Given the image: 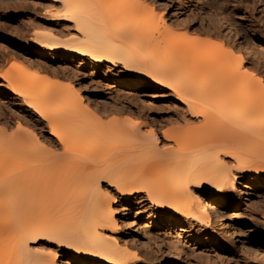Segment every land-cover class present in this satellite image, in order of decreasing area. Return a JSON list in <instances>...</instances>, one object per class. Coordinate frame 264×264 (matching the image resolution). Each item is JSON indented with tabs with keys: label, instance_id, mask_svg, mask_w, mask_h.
Instances as JSON below:
<instances>
[{
	"label": "bare ground",
	"instance_id": "6f19581e",
	"mask_svg": "<svg viewBox=\"0 0 264 264\" xmlns=\"http://www.w3.org/2000/svg\"><path fill=\"white\" fill-rule=\"evenodd\" d=\"M49 6L47 27L31 24L32 43L46 60L61 52L76 65L63 66L61 79L14 62L0 73L31 117L0 124V264H57L48 247L87 264H174L176 243L137 218L145 203L189 228L179 231L224 236L222 208L241 206V189L264 182V86L242 78L264 62V45L253 51L222 18L205 16L199 29L179 12L172 21L163 0ZM118 66L129 94L104 97L127 106L104 120L77 82ZM237 174H248L243 184ZM120 225L129 240L115 236Z\"/></svg>",
	"mask_w": 264,
	"mask_h": 264
},
{
	"label": "rangeland",
	"instance_id": "374dc122",
	"mask_svg": "<svg viewBox=\"0 0 264 264\" xmlns=\"http://www.w3.org/2000/svg\"><path fill=\"white\" fill-rule=\"evenodd\" d=\"M163 2L170 11L172 21L177 20L173 18V14L179 12L182 17L190 21V27L199 29L204 23L205 16L222 18L237 29L242 41L252 46L253 51H263L264 0H163ZM52 9L49 6V0H0V73L14 62L27 75L40 74L39 76L43 77V72L41 73L37 68H45L59 75L61 79L63 66L76 65L74 61L63 60L64 56L61 52L54 55L51 60H46L43 49L32 43L31 24L38 22L47 27L49 20L44 16ZM260 55L264 56L262 53ZM258 64L255 70H247L242 78L254 82L260 81L264 86V62L258 61ZM82 70L89 73L87 66H82ZM122 73L123 70L118 66L112 68L106 78L96 74L93 78L86 77V80L82 78L77 82L85 86L88 102L95 106L97 114L105 117L104 120L117 115L111 112L112 110L127 106L124 100L120 106H117V104L109 103L104 97V94L108 93L107 95L114 101H118V97L128 96L129 92L124 83L119 81L123 76ZM145 94L156 96L155 92ZM159 97L162 101L166 100L162 96ZM11 98L13 96L5 89V83L0 78V124H7L6 126L13 129L17 119L31 117L24 109L22 111L17 109L14 104L17 100L11 101ZM153 103L154 106L163 104L160 101ZM43 136L49 137L46 129L43 131ZM225 162L230 166L233 164L231 160H225ZM247 176L248 174H237L235 185L243 184L245 182L243 179ZM239 190L240 188L236 186L231 190L234 201ZM240 197L241 206L231 209L222 208L225 235L218 236L215 241L211 240V235L207 237L200 235L196 238L193 231H179V228L189 230L183 223L168 225L165 220L159 219V210L154 211L155 208L147 203L143 208V214H138L137 218L148 225L155 239L164 240L169 237L176 243L180 252L174 264H264V182L254 186L247 184L246 188L241 189ZM113 205L120 217L123 213L120 195L114 196ZM152 211L155 213V224H149L145 218ZM115 236L129 240L131 232L129 233L123 225H120ZM144 247L147 251L151 249L149 246ZM45 251V253H57V264H87L86 261L82 263L79 260L71 261L69 253L55 251L53 247H48Z\"/></svg>",
	"mask_w": 264,
	"mask_h": 264
}]
</instances>
